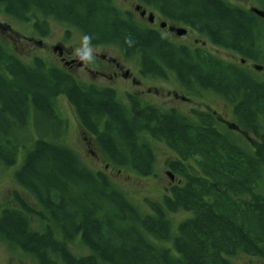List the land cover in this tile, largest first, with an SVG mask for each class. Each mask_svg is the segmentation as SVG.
Here are the masks:
<instances>
[{"label":"trees","instance_id":"trees-1","mask_svg":"<svg viewBox=\"0 0 264 264\" xmlns=\"http://www.w3.org/2000/svg\"><path fill=\"white\" fill-rule=\"evenodd\" d=\"M156 1L199 21L214 32V41L234 47L253 41L252 18L217 0ZM0 10L14 21L34 17L40 34L50 17L93 38L117 39L125 50L143 53L153 75H162L153 71L164 63L183 82L196 78L200 85L182 87L210 89L233 104L235 123L228 126L239 127L247 139L251 135L255 145L250 151L220 131L214 112L192 119L135 102L128 112L113 93L78 85L39 58L25 64L0 43V168L15 166L22 155L14 179L39 208L21 199L19 209L0 206L6 242L38 264H233L238 254L264 260V192H257L264 178V80L213 58L194 67L186 52L123 25L101 1L0 0ZM60 96L75 108L110 165L152 176L156 158L150 141L162 142L175 154L167 165L170 175L184 178V185L172 184L162 203L147 201L145 215L107 175L88 169L62 143L67 123L57 111ZM190 160L200 174L186 170ZM183 211L192 216L173 236L167 215ZM33 215L42 224L38 231L30 228ZM72 244L87 254H75Z\"/></svg>","mask_w":264,"mask_h":264},{"label":"flooded vegetation","instance_id":"flooded-vegetation-1","mask_svg":"<svg viewBox=\"0 0 264 264\" xmlns=\"http://www.w3.org/2000/svg\"><path fill=\"white\" fill-rule=\"evenodd\" d=\"M85 1L94 2V0ZM97 1H101L102 4L107 7L109 14L113 15L114 18L123 23V25L134 27L143 33L155 35L162 39L168 46L172 47L176 53L186 52V58L191 61L194 67L202 68L199 65L200 61L207 59L211 60L213 58L221 61L234 71H239L243 74L247 73L257 81L264 80V0H252L256 3L254 6H246L244 2L237 3L231 0H217L226 9L240 11L252 18L253 41L247 47H234L231 44L214 41L212 37L214 32H211L209 28L198 23L199 21L195 23L194 21L186 19L182 16L181 12L167 11L164 5L156 0ZM40 21H42V19ZM44 21L46 23L45 34H40L38 30L35 29V24L37 22L34 17L26 21V23L30 25L35 34L41 37H48L51 35L50 23L52 22L58 25L61 24L65 27L64 32H60V36L63 40H69L72 36H77V39L82 44L83 36L85 34L88 35V32L83 28H75L73 25L54 18H44ZM98 38L91 37L88 42L92 48L102 50L101 52H93L95 58L90 62L82 60L77 50H74L73 47L72 49L67 47L65 51L60 44L55 45L53 50L58 52V60L62 66L61 68L42 60L47 63L48 66L59 69L64 76H70L78 85L93 88L98 92L107 91L113 93L120 104L126 110H129L128 112H130L133 102L137 105L153 107L164 112L174 110L176 113L192 119L195 118L196 114L211 115V113L214 112L219 117V119L215 117L216 120L219 121L218 128L227 129L228 122L223 120L212 107L204 102V97L214 96L217 97L218 100H222L228 104L230 115L235 120L233 104L229 103L212 90L199 88L188 91L182 87V85H200L196 82V78L191 76L189 82H183L178 74H176L177 72L175 69L166 66L164 63L159 64V66L155 64L154 70L157 71H153L162 72V75H153L148 71L149 67L144 63L143 53L125 50L117 39L108 38L101 40ZM105 49L112 51L114 54L109 55L104 53ZM220 52L229 56L230 61L217 56L220 55ZM124 64L132 65V68H127ZM74 69L79 70L83 74L85 80H78L73 75ZM147 79L176 85L179 88V92L175 91L172 93L171 99L170 97L164 98L165 96H162L159 92L143 93L137 89V86L142 85L143 81ZM173 100L178 102L177 106H172L170 104ZM77 119L83 133L89 135L82 127L78 115ZM89 137L91 143H94V137ZM1 234L2 233H0V246L6 244L11 250L21 252L18 248L6 242Z\"/></svg>","mask_w":264,"mask_h":264},{"label":"rangeland","instance_id":"rangeland-1","mask_svg":"<svg viewBox=\"0 0 264 264\" xmlns=\"http://www.w3.org/2000/svg\"><path fill=\"white\" fill-rule=\"evenodd\" d=\"M233 2H244L246 6H254L256 3L252 0H231ZM51 35L48 37L39 36L35 34L26 22L14 21L7 17L0 10V43L11 53L17 56L23 63L30 64L32 59L39 57L45 60L47 63H51L56 67H62L58 60V52L53 50L55 45L60 44L65 51L67 47L69 49L77 50L81 48L82 44L77 39V36H72L69 40H63L60 36V32H64L65 27L61 24L58 25L54 22L50 23ZM264 45V41H263ZM93 52H101L98 48H92ZM104 53L113 55L114 53L110 50H104ZM223 59L229 60L230 57L220 52L217 55ZM127 68H132V65L124 64ZM72 73V72H71ZM73 75L78 80H85L83 74L74 69ZM137 89L143 93L159 92L164 98H172V93L178 91L179 88L176 85H170L168 82H159L153 80H145L142 85H138ZM179 92V91H178ZM170 101V100H169ZM204 102L208 104L214 111H216L223 120L234 122V118L231 117L230 108L228 104L222 100H218L217 97L209 96L204 97ZM172 106H177L178 102L173 100L170 103ZM57 111L67 123V132L62 140V143L72 149L81 162L93 172H101L107 175L111 182L125 193L127 199L134 204L141 212L148 215L149 206L147 201L162 203L163 197L167 196L168 189L171 184H178L181 181L183 185L185 183L184 178H181L178 174L172 173L174 181L170 180L168 173L171 171L168 168V162L175 159V154L161 142L150 141L155 154V163L152 176H141L129 169L118 168L110 165L103 158L96 145L89 135L83 133L79 121L77 119L76 112L73 106L68 102L65 97H59L57 99ZM184 112V111H183ZM184 114V113H183ZM31 128V127H30ZM221 128V127H220ZM226 131L227 129L221 128ZM260 133L264 134V122L261 123ZM31 132L33 133L32 129ZM230 134L240 145L249 149L254 150V139L250 141L251 135L248 139L246 132L236 129ZM34 134V133H33ZM87 139V140H86ZM89 139V141H88ZM250 141V142H249ZM258 139H256V142ZM149 142V140H148ZM22 160V155H19L17 164L8 169L0 168V206L2 208H20L19 200L24 201L31 208L39 211L36 202L33 197L30 196L25 190H23L14 179V172L18 169ZM188 168L186 170L190 174H200L199 169H195L196 166L194 160H190L185 164ZM182 185V186H183ZM262 187H259L258 193L263 194L264 192V178L260 183ZM15 194L19 199H15ZM152 214V213H149ZM168 219L171 221L172 235H176L178 225L186 219H189L192 214L189 212H176L169 213ZM42 224L39 222L37 216H30V228L32 230H40ZM79 245L72 244L70 249L75 254L85 255L86 251L82 250ZM171 246V245H170ZM80 248V249H79ZM233 264H264V260L260 258H253L243 254L231 258ZM0 264H38V262L30 255L13 251L4 244L0 246Z\"/></svg>","mask_w":264,"mask_h":264},{"label":"clouds","instance_id":"clouds-1","mask_svg":"<svg viewBox=\"0 0 264 264\" xmlns=\"http://www.w3.org/2000/svg\"><path fill=\"white\" fill-rule=\"evenodd\" d=\"M90 39H91V37L89 35L85 34L82 38L81 48L77 49L78 55H80V58L82 60H84L85 62H90V61L94 60V58H95L93 55V49L88 43Z\"/></svg>","mask_w":264,"mask_h":264}]
</instances>
